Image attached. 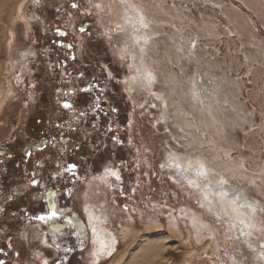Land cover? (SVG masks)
<instances>
[{
    "label": "rangeland",
    "instance_id": "374dc122",
    "mask_svg": "<svg viewBox=\"0 0 264 264\" xmlns=\"http://www.w3.org/2000/svg\"><path fill=\"white\" fill-rule=\"evenodd\" d=\"M96 1L126 40L134 27L135 36L151 38L148 44L141 40L142 52L132 44L131 51L138 64L145 60L152 69L159 116L165 113L166 119L152 129L158 158L153 169L143 164L146 174L131 176L139 163L131 161L134 150L127 146L126 180L107 175L125 170L111 164L117 156L106 177L100 174L84 186L81 205L97 233L108 236L109 247L101 258L90 250L92 259L75 262L129 264L141 245L155 242L165 247V264H264V223L224 208L231 197L212 196L209 204L174 169L160 167L170 155L184 166L200 162L213 185L224 178L264 206V0H133L142 15L131 11L128 0ZM29 2L0 0V97L9 76L8 47L23 42ZM110 51L121 59L117 48ZM113 182L117 200L112 207L106 190Z\"/></svg>",
    "mask_w": 264,
    "mask_h": 264
},
{
    "label": "flooded vegetation",
    "instance_id": "af4514ba",
    "mask_svg": "<svg viewBox=\"0 0 264 264\" xmlns=\"http://www.w3.org/2000/svg\"><path fill=\"white\" fill-rule=\"evenodd\" d=\"M29 1L24 10L23 42L10 47L9 90L0 103V208L6 209L0 213V260L5 264H44L45 260L77 264V259L93 258L90 250L100 258L106 253L93 242L96 223L90 224L81 205L84 186L100 174L106 177L111 159L117 156L119 160L111 164L125 168L120 182L126 180L127 146L134 150L131 161L138 159L139 163L130 173L134 178L140 172L146 174L143 164L152 168L158 161L152 140L160 113L155 80L148 91L127 90V80L140 64L131 57L112 55L111 46L119 51L125 47L131 51L132 46L103 7L95 8L101 2ZM73 2L79 7L73 8ZM57 29L65 34H58ZM65 101L72 108H62ZM97 102L99 108L93 110ZM81 112L86 115L79 116ZM52 138L55 145L50 143ZM38 144L47 146L38 151ZM27 151L30 157H25ZM70 164L77 165L75 177L64 171ZM34 171L39 173L36 187L30 185ZM53 175L57 179H50ZM156 175L151 170V177ZM107 188L113 207L116 185L113 182ZM53 190L58 207H66L81 222L84 232L79 238L52 237L46 225L27 219L46 210L47 192ZM9 194L13 195L10 201L6 200ZM107 237L98 236L108 243Z\"/></svg>",
    "mask_w": 264,
    "mask_h": 264
},
{
    "label": "snow or ice",
    "instance_id": "6c2138e0",
    "mask_svg": "<svg viewBox=\"0 0 264 264\" xmlns=\"http://www.w3.org/2000/svg\"><path fill=\"white\" fill-rule=\"evenodd\" d=\"M92 0H89V3L91 4ZM105 8L106 5H103ZM73 8L79 7V5L75 2L72 3ZM102 7L101 3H96L95 8L99 9ZM126 12L129 11L127 8V5L125 6ZM134 12L135 10H131ZM139 23L143 27H147L146 24H144L143 17L139 16V14H136ZM131 19V17H129ZM81 32H84L85 29L81 27L79 29ZM138 31L135 27L133 28V34L130 36L129 40L127 42H130L133 45V48L139 47L140 51L142 52L144 49L141 46V40L143 41V44H148L150 42L149 37H137L135 36V32ZM58 34L64 35V32H61L59 29H57ZM68 47H71L69 45ZM120 52L122 53V59H127L128 57H131L132 59H138L136 56L135 51H130L127 47L120 49ZM82 75V74H81ZM111 78V77H110ZM154 80V77L150 72L143 71L138 65L135 66V74L130 76L127 80V90L129 92L133 91H148L150 88V85L152 84ZM91 87H95V85H92ZM103 91V89H101ZM194 95H196L194 93ZM62 108L64 109H70L72 108V105L65 101L62 103ZM99 108V103L97 102L94 109ZM116 109H112V111H115ZM86 113H79V116H84ZM75 119V117H74ZM159 120H165L166 114L161 113V115L157 118ZM60 125H57L59 127ZM69 128H71V125L69 124ZM111 129L109 128V131ZM113 140L116 142H120L117 137H113ZM52 145H55L56 140L55 138H52L50 141ZM47 145H36V149L38 151H42L43 147H46ZM25 157L31 156V151L25 152ZM169 167L175 170L176 175L181 176L184 180H186L188 187L194 188L197 191H201L202 195L204 196V199L208 200L209 204L214 203L212 199L209 197H219L221 199H226L231 197L230 203L233 206V211L237 212L238 214H246L248 218L252 220H256L260 223H264V206L260 204V202L254 200L253 198L249 197L246 192H244L242 189L233 188L228 185V181L224 178H221L215 185H213L208 179H207V169L204 164L197 162V166L193 168L191 162H188L187 166L182 165L181 163L177 162V158L175 156L170 155L169 157V163L167 165L161 164V168ZM77 168V165L70 164L68 165L64 171L70 173L73 177L76 176L75 169ZM110 175L115 178V180L119 181L121 180V177L119 175L118 171H110ZM50 179H57V175H53L50 177ZM39 184V173L34 171L32 173V177L30 179V185L32 187H36ZM16 191H19V188L16 189ZM66 194L70 197L72 195L71 189H68ZM48 200L46 202V210L42 211L38 215H29L27 216V219L29 221H39L42 224L47 226L48 232L50 236L55 237L58 234L61 236L64 235H71V236H77L78 238L80 235L84 232V228L81 226V222L76 219L74 215L70 212L69 209L66 207H58L57 201H56V192L48 191L47 192ZM13 199V195L9 194L6 197V200L10 201ZM203 207V205H201ZM5 208H0V213L4 212ZM241 210L243 212L241 213ZM15 215V213H13ZM219 218V216L217 217ZM91 219V218H90ZM237 223L236 220L232 221L233 226H235ZM238 223L245 228L250 227L246 223L245 220H239ZM67 229L68 231H65ZM92 233L94 236H97V229L95 226L92 227ZM94 243L98 242L100 244V247L103 249L105 247H109L107 242L104 239H99L98 241L94 240ZM80 243H83V240H80ZM59 247V245H56ZM261 247H264V244L261 245ZM65 252L71 251L69 248L64 249ZM17 255H19L17 253ZM0 264H5L4 261L0 260ZM44 264H48L47 260L44 261ZM55 264V262H54Z\"/></svg>",
    "mask_w": 264,
    "mask_h": 264
},
{
    "label": "bare ground",
    "instance_id": "6f19581e",
    "mask_svg": "<svg viewBox=\"0 0 264 264\" xmlns=\"http://www.w3.org/2000/svg\"><path fill=\"white\" fill-rule=\"evenodd\" d=\"M128 2H129V5H130L131 8H134L135 11H138L141 15L144 14V11L142 10V8H140L139 5H136L133 2V0H128ZM112 6H115V5H112ZM109 12H111V11H109ZM117 16H118V14L115 17H117ZM17 17H18V15H17ZM115 17H114V20L116 22L117 21V18H115ZM12 40H14V39L12 38ZM11 45H12V43L8 47L9 51H10ZM10 60H11V58H10ZM140 66H141V69L142 70L144 69L145 72H150L152 74V76H153L154 73L152 72V69H150L149 66L146 64L145 60H143L141 62ZM8 83H9V81L7 80L6 86H5L4 91H3L4 94L9 90ZM2 97H3V95H2ZM2 97H0V103H1ZM222 204H223L224 208H227V206L228 207L230 206V208H233L230 203H224L223 202ZM226 214H228V213H226ZM98 236H101L102 237L104 235L97 233V236H95V240L96 241L99 240ZM126 236L128 237L129 234H126ZM96 245L100 247V244L98 242H96ZM164 248H165L164 245L159 244V243H155V242L154 243H147V244L141 245L140 249H138V251L134 255H132L130 257L129 264H165L164 262L166 260L162 256V252L164 251ZM217 248L218 247L216 246L215 249H217ZM158 257L160 259L159 261H162L163 263L162 262L161 263L160 262H156V259Z\"/></svg>",
    "mask_w": 264,
    "mask_h": 264
}]
</instances>
